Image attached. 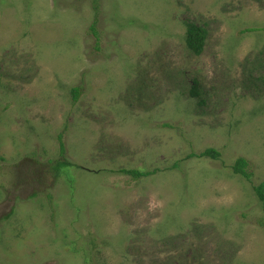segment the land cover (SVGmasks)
I'll list each match as a JSON object with an SVG mask.
<instances>
[{"label":"rangeland","instance_id":"1","mask_svg":"<svg viewBox=\"0 0 264 264\" xmlns=\"http://www.w3.org/2000/svg\"><path fill=\"white\" fill-rule=\"evenodd\" d=\"M0 156V264H264V0H0Z\"/></svg>","mask_w":264,"mask_h":264},{"label":"trees","instance_id":"2","mask_svg":"<svg viewBox=\"0 0 264 264\" xmlns=\"http://www.w3.org/2000/svg\"><path fill=\"white\" fill-rule=\"evenodd\" d=\"M96 22L92 25V32L97 35V31L95 28ZM187 26V33H186V46L187 48L193 52L195 55L199 56L202 54L203 49L206 44L207 39V29L205 26H200L194 22H188ZM257 29H248L247 31L255 32ZM71 94L73 98V103H76L80 96H81V87H74L71 89ZM190 95L194 98H198L202 95L200 88L197 84L191 87ZM200 104H203V100H200ZM166 127H172L171 124H165ZM59 144H60V153L63 155L65 153V143L63 142L62 134L58 136ZM197 157V158H210L213 160H218L221 157V153L213 148H208L203 152L197 154L192 153L189 155V158ZM3 158L0 156V161ZM75 166L67 161H58L53 167V174L55 179L59 178L60 176L66 174L67 168ZM176 166V165H175ZM233 173L235 175H239L247 180H251L252 172L250 171V163L244 157H239L234 164L232 165ZM124 174H130L136 179L148 177L153 172H140L138 170H122ZM255 193L257 194L259 201L262 203L263 210H264V180L257 186L254 187Z\"/></svg>","mask_w":264,"mask_h":264},{"label":"clouds","instance_id":"3","mask_svg":"<svg viewBox=\"0 0 264 264\" xmlns=\"http://www.w3.org/2000/svg\"><path fill=\"white\" fill-rule=\"evenodd\" d=\"M153 202L152 201H150V206H151V204H152Z\"/></svg>","mask_w":264,"mask_h":264}]
</instances>
